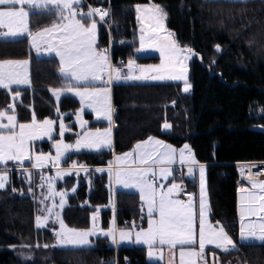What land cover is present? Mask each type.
<instances>
[{
	"label": "trees",
	"instance_id": "obj_1",
	"mask_svg": "<svg viewBox=\"0 0 264 264\" xmlns=\"http://www.w3.org/2000/svg\"><path fill=\"white\" fill-rule=\"evenodd\" d=\"M108 12L113 60L143 64L155 58L137 54V21L134 7L155 4L166 13L164 24L176 44L199 56L188 65L191 90L183 93L180 83H117L112 87L114 108L113 152L78 153L69 156L64 167H105L112 155L126 153L149 137L174 147L188 145L194 159L206 165L210 222L226 229L236 247L230 253L212 251L221 261L236 258L240 264H264V243L241 244L231 233L237 219L238 163L264 162V1L263 0H87ZM58 12L33 11L28 17L30 33L59 22ZM99 28L97 47L106 45ZM219 48V50H217ZM30 61L29 89L14 90L17 122L26 124L34 115L38 121L55 119V104L49 91L65 87L55 58H35L27 38L0 41V61ZM11 94L0 90V111L11 105ZM79 108L76 99L63 97L58 109L70 130L76 131L72 116ZM88 128H103L85 115ZM167 123L168 132L162 130ZM259 128V129H257ZM73 139L74 134L67 135ZM47 145H42L45 151ZM74 174L58 185L75 191L67 197L62 212L64 224L88 230L91 217L100 213V228L108 229L113 217L118 227L130 218L141 217L137 194H112L108 173ZM10 184L0 193V264H157L145 258V249L121 247L115 251L105 238L92 239L88 248L57 249L48 229L37 230V204L27 194L30 186L23 174L12 173ZM189 188L192 186H188ZM15 189V191L13 190ZM116 256V257H115Z\"/></svg>",
	"mask_w": 264,
	"mask_h": 264
},
{
	"label": "snow or ice",
	"instance_id": "obj_2",
	"mask_svg": "<svg viewBox=\"0 0 264 264\" xmlns=\"http://www.w3.org/2000/svg\"><path fill=\"white\" fill-rule=\"evenodd\" d=\"M82 4L83 0H0V6H4L0 9V28L8 29L7 32L2 33L6 36L31 34L27 28L26 21L29 12L24 10L25 5L34 9H47L51 5L58 12L60 21L38 35L43 37L47 34L55 40V43L49 44L48 51L54 52L60 58V73L70 81L65 87L80 98L84 107L96 113L98 120H106L109 125L103 131L97 128L93 132L86 129L87 122L81 120L78 115L77 119L83 134L76 144H66L61 139L59 144H54L55 158L37 155L35 163L31 164L32 168L48 167L50 161L53 166H56L69 151L89 149L100 152L105 148L111 149L112 106L110 89L107 85L111 84L113 79L117 81L148 79L149 77L145 74L151 72L159 73V75L152 76V79L183 80L185 81L184 91L187 92L190 88L185 75L187 68L183 61L190 59L195 53L190 48L180 49L174 41L169 45L160 44L161 40H168L172 36V33L167 32L165 28L166 13L161 7L155 4L138 5L135 11L137 20L141 24V49L145 46V34L151 33L149 39L164 57L162 64L157 67L142 68L134 61H130L127 64V72H124L121 68L111 65L108 50L101 51L96 47L97 22L92 18L99 16L100 21L103 22L108 16V12L98 7L82 12L79 9ZM17 6L20 7L17 8ZM88 20H92L90 25ZM36 38L33 37L34 40ZM136 72H139V75L135 74ZM98 82L105 86L98 87ZM24 83H27V76L23 72L22 65L13 66V62L0 64V88L10 89L13 84ZM80 85L83 87H79ZM52 94L59 99L61 92L54 91ZM13 107L14 105L10 106V108ZM3 118L7 119V123L2 122ZM53 123L51 120H45L39 124L33 118L30 124H19V131H16L15 115H8L7 112L0 111V165H7L11 161L23 166L24 161H30L32 159L29 154L31 145L28 142L43 139L45 136L51 139ZM164 127L167 129L170 126L165 123ZM65 130V125L61 123L59 132L61 137ZM176 162L177 150L175 148L149 137L146 141L138 142L132 151L117 156L116 163L109 165L108 169L98 168L96 171H108L116 185L126 189H136L139 192L141 200L147 207L148 227L146 230L140 229L135 232L134 242L146 245L150 258L155 255L153 249L165 245L174 249L179 245L181 246L179 264H186L185 257H188L187 264H196L198 260L207 264L206 245H212L225 252L234 249L236 245L223 227L217 230L206 220L208 206L205 199V168L203 165H198L200 178L199 251L186 252L183 250V246L196 244L194 238V222L196 220L194 197L192 194H187V200L179 198L185 190L175 182L171 183V186L158 183V180H168L173 175L171 166ZM178 162L180 165H188V175H194L192 165H197V162L192 157L188 145H184V148L179 151ZM85 167V165H79V170H84ZM254 167L256 165L242 166V175H247V169ZM77 168V164L74 163L72 169ZM9 171L8 168H0V189H4L9 183ZM73 174L72 170L60 171L57 173V177L62 179ZM75 174H78V171ZM30 176L31 173H29V183L31 184ZM57 177L45 180L48 192L44 195L43 200L59 196V207L62 209L67 193L55 191L54 181ZM44 179L42 177V180ZM248 183L251 190L243 186L240 188V192L243 194L240 198V239L244 242H252L249 238H255L264 243V181L251 179ZM13 190L15 191V189ZM72 191H75V188ZM40 212L47 214L43 217L37 215L36 227L38 229L45 227L52 216H55L53 223H59L60 230L55 233L56 246H86L90 243L89 237L98 233L105 237H111L114 244L117 243V231H119L120 242L130 239L132 236V232L128 230H118L114 220L113 226L109 230L98 229L95 223L98 213L92 217L93 227L90 230L78 231L68 228L53 208L45 206L40 209Z\"/></svg>",
	"mask_w": 264,
	"mask_h": 264
},
{
	"label": "rangeland",
	"instance_id": "obj_3",
	"mask_svg": "<svg viewBox=\"0 0 264 264\" xmlns=\"http://www.w3.org/2000/svg\"><path fill=\"white\" fill-rule=\"evenodd\" d=\"M228 1H241V0H228ZM137 6L138 5H136L134 7L135 17H136V21H137V31H136L137 40H138L137 54L140 57H152V58H155V61L154 62H149V63H143V64L136 63L135 61L134 62L139 67H142V68H150V67L160 66L162 64L163 60H164V57L161 56L160 52L156 49V46L153 45L151 40L149 39V36L151 35V33H146L145 34V46H144L143 49H141V47H140V37H141L142 33L140 31L141 24L137 20V13L135 11ZM139 6H146V4H142V5H139ZM91 22H92V20L88 21V24L90 25ZM96 22H97V31H96V44H97V38H98V35H99L100 23L98 21H96ZM26 23H27V21H26ZM27 28H28V25H27ZM48 28H51V27H48ZM165 28H166V26H165ZM45 29H47V28L41 29V30L35 32L33 35L32 34L29 35V34L25 33L24 35H17V36H20V38H23V37L27 36L26 38L28 40L29 47L32 49L33 54H34V56L36 58H49V57L53 56V57L56 58L58 64H60V58L58 56H56L54 52L48 51L49 44L50 43H55V40L52 37L48 36L47 34H45L43 37H40L38 35L39 33L43 32ZM28 30H29V28H28ZM166 30H167V32H171L167 28H166ZM161 35H164V33H161ZM33 37H37V38L34 40ZM173 41L176 43L175 36L172 33V36L169 37L168 40H161L160 44L161 45H169ZM180 49H183V48H180ZM194 59H199V56L195 54L190 59H186V60L183 61L184 66L187 68V71L185 73V75L187 77V83H188V65ZM22 62H24L22 64L23 67H27L29 65V76H30V61H29V59L28 60H24ZM137 75H139V72H137ZM145 75H147L149 78L148 79H141V80H124V79H121V80H119L117 82H120V81L121 82H123V81H125V82L132 81V82H137V83H180V84H182L183 91H184L185 81H183V80L152 79L151 78L152 76L159 75V73H151L150 72V73H146ZM98 87H104V86H98ZM111 88L112 87H109V89H111ZM189 90H190V88H189ZM54 91H60L61 92V89H54L51 92V95H52V97L55 100V115L58 118L57 119L56 118L55 119H45V120H51V121L54 122L53 125H52V128H53L52 138L49 139L47 136H45L43 139L32 140V141L28 142L29 145H31V147H29V154L32 157V159L30 161H28L29 162V164H28L29 167L28 168H32L31 164L35 163V156H37V155H46V156H50V157H52L54 159L55 156H56V148L54 147V144H59L61 139L66 144H70V145H75L76 144V141L78 139H80L82 134H83V130H82L81 126H80V122L77 119L78 115L80 116L81 120L86 121V119H85V114L86 113H91L92 115L94 114V119L95 120H97L99 122H102L103 124L106 125L103 128H99L101 131H103V130H105V129H107L109 127L108 122L106 120H98L96 118V113H94L90 109L84 107V105L82 104L80 98L75 96L73 98H75L77 100L78 104H79V108H78L77 112L75 113L74 119H73V122L75 123V126H76V131L70 130V128L66 125V122L64 121V116H61V114H60L61 112L58 109V104H59L58 101L62 97L63 94L61 92L60 98L57 99L52 94ZM70 93H72V91ZM110 102H111V95H110ZM111 104H112V102H111ZM33 118H35L34 115L32 116V119L30 120V122H28L26 124H30L32 122ZM35 120L39 124H42L43 121H45V120L38 121L36 118H35ZM4 121H5V123H7V119L6 118H3L2 122L4 123ZM61 123H63L65 125V129H66L64 131L63 137H61L59 135L60 124ZM19 124L17 123L16 131H19V127H18ZM86 129L90 130V131H93V132L96 130V129L88 128L87 123H86ZM71 133L72 134H76L75 138L67 139V135H69ZM111 141H112V137H111ZM44 144H47L50 147V149L44 151L42 149V145H44ZM111 148H112V146H111ZM103 150L110 151V149H108V148H105ZM80 152H96V151H92V150H89V149H81L80 151H69L66 154V156H64L61 159V161H60V163L58 165L53 166L52 162L50 161L49 164H48V167H43V168H38V169L34 168V170L30 169V170H28L29 172H27V173H25L23 175L24 178H25L26 184L30 186L27 194L29 196H31L33 198V200L35 201V203L37 204L38 215H40L41 217H43L47 213L40 212V209L44 208L45 206H47V207L53 208V210L55 212H57L59 214L60 218L62 219V212H63V209L66 206V197H65V204H64V207L62 209L59 207V201H60V197L59 196H54V197H50L48 200H43L44 195L47 194V192H48V185L45 182V180L47 178L57 177V173L60 172L57 169L62 167V163L67 158V156L70 155V154H73V153H80ZM9 166L23 167V166H20L19 164H16V163H13V162L10 161L7 165H0V168H9ZM29 173H31V176H30V178L32 180L31 184L29 183ZM204 175H205V188H206L205 199H206V204H207L208 210H209V196H208V189H207L206 170H205V174ZM10 176L11 175L9 174V179L11 178ZM70 176H72V175L65 176L62 179L57 177L55 179V181H54V189H55V191L62 192L61 190H59L57 188L58 183H60V182L63 183L64 180L66 178L70 177ZM42 177H44L45 179L42 180ZM173 182H175V183L179 184L180 186H182L181 183L176 180V177L174 178L173 181H171V177H169L168 180H163V179L158 180V183L165 184L166 186H171V183H173ZM9 184H10V180H9V183L6 185V187L4 189H0V192H3L7 188V186H9ZM42 184H43V187H41ZM198 186H199V195H200V178H199V185ZM241 187L242 186L240 184L239 185V189ZM241 195H243V194H239V198H241ZM42 200H43V203L41 202ZM50 219H52L54 221L55 220V216L50 217L48 222L50 221ZM48 222H47V225H48ZM55 224H56V231L54 232V236H55V244H57V237H56L55 233L60 230V226H59L58 222L55 223ZM110 224H111V222H110ZM47 225L45 227H43V228H47ZM110 228H111V226L109 225L108 229H106L104 231H107ZM88 230H90V229H88ZM132 232H134V231H132ZM134 236H135V234H134ZM97 237L107 238L109 240L110 245H113L111 237H105L104 235L98 233L95 236L89 237L90 243L88 245H86V246H81V247L56 246V247H58V248H88V247L93 246L92 239H95Z\"/></svg>",
	"mask_w": 264,
	"mask_h": 264
},
{
	"label": "crops",
	"instance_id": "obj_4",
	"mask_svg": "<svg viewBox=\"0 0 264 264\" xmlns=\"http://www.w3.org/2000/svg\"><path fill=\"white\" fill-rule=\"evenodd\" d=\"M3 7L4 6H0V9H2ZM19 7L20 6H17V8H19ZM24 10L25 11H28L29 14L31 12H33V11H44V10H51V11L57 12L51 5H49L47 9H38V8L34 9V8H30L29 6L25 5L24 6ZM58 19L60 21V16H59ZM27 25H28V19H27ZM51 27H53V26H51ZM7 31H8L7 28H0V41H16V40H20V39H23V38L27 37V36H25L23 38H20V36H11V35H7L6 36V35H3L2 34V33H5ZM28 32H29V30H28ZM31 34L33 35L34 33H31ZM97 44H98V38H97ZM97 44H96V47H97ZM31 51H32V49H31ZM32 54H33V51H32ZM33 56H34V54H33ZM49 58H55V57L51 56ZM38 59H40V58H38ZM22 61H24V60L0 61V64H6V62H13V66H15L16 64L22 65L24 63ZM60 67H61V65L59 64V75L61 76L62 79H64L66 81V84L65 85H67L70 82L69 81V78L64 77L63 75H61V73H60ZM23 72L27 76V83L20 84V85L13 84L10 89L0 88V90L6 91V92H8V93L11 94L12 91H14V90L29 89L30 86H31L30 76H29V65L27 67H23ZM119 83H137V82H132V81H128V82L123 81V82H121L120 81ZM140 84H146V83H140ZM97 86H102V85H100V84L97 83ZM79 87H83V85H80ZM52 90H54V89H52ZM52 90L49 91V94H50V97L52 98V100H53V102L55 104V100H54V98L51 95ZM190 90H191V87H190ZM190 90H188L187 92H184L183 91V93L184 94H188L190 92ZM61 92H62L63 95L59 99V101L63 97H66V96L72 97V98L75 97V95H73L72 93H70L71 91H69L66 87L61 88ZM110 95H111V102H112V88L110 89ZM18 98H19V95L11 94V101L12 102H11V105L10 106L14 105V103L18 100ZM59 101H58V103H59ZM10 106H9V108L7 110H4V111L7 112L8 115H12V114L15 115L14 107L13 108H10ZM111 106H112V113H111L112 114V128H111L112 148L110 149V151L113 152V134H114V129H115V126H114V123H113V115H114L113 103L111 104ZM60 114H61V116H64V118L68 115V113H62V112ZM86 114H89V115L92 116L93 122H95V123H102V122H99V121H97V120L94 119V114L93 115L91 113H86ZM74 115L72 116V122L71 123H74L73 122ZM15 118H16V115H15ZM57 118L58 117H56V119ZM16 121H17V119H16ZM4 123H5V121H4ZM88 124H89V122L87 121V125ZM66 125L69 126L70 123H66ZM164 125L162 127V130L164 132H168L169 131V127L166 129L164 127ZM75 136H76V134H74V138H75ZM154 139H156V138H154ZM146 140H148V138ZM146 140H144V141H146ZM141 142H143V141H141ZM135 145H134V147H135ZM134 147L132 148V150L134 149ZM172 148H174V147H172ZM183 148H184V145L181 146L180 148H175L177 150V162L174 163L171 166L172 169H173V175L171 176V181L174 180V178L176 177L177 174H181L183 176V178L185 179V181L187 182V185L188 186H192L190 188L188 187V189L191 191V193H192V195L194 197V212L196 214V220L194 222V234H195L194 238L196 240V244L195 245H192V246H187V245L186 246H183V250L186 251V252L187 251H193V250L194 251H199V222H198V209H199V186H198L199 185V170H198V165H203L204 168H205V170H206V165L199 164V163H197V165H192V167L194 169V175L193 176H189L188 175V171H187L188 165H180L179 162H178V154H179V151L181 149H183ZM49 149H50V147L47 145L46 150H49ZM132 150H130V151H132ZM102 151H107V150H102ZM102 151H100V152H102ZM190 152H191V150H190ZM80 153H98V152H80ZM73 154H78V153H73ZM73 154L68 155L67 158L69 156L73 155ZM123 154H125V153H123ZM123 154H118V155L113 154L112 155L111 162L109 163V165L116 163V157L117 156H121ZM191 155L193 157L192 152H191ZM64 161H63V163H64ZM63 163H62V167L61 168H58L57 170H59V171L72 170L74 174L77 173V171H78V174H84L86 177H88V180H89V177H90V175L88 174L89 172H97L96 169H98V168H100V169H108L109 168V165H108V166H105V167H91V168L90 167H85L84 170H79V165H78V168L77 169H72V165H70L68 167H64L63 166ZM28 164H29L28 161H24L23 167H13V166H9V168H8L10 170L9 171V174L11 175L12 173H15V174L18 173V174H23L24 175L25 173L29 172L28 170H30V169L34 170V168H28L29 167ZM113 171H114V169H113ZM104 172L105 173H108V171H104ZM109 178H110V181H111V190H112V194L113 195L115 194L116 191H123V192H127V193H134V194H137L139 196V199H140V208H141V217H144V219H141V217L138 219L139 228H138L137 231H139L140 229L146 230L147 227H148V224H147V220H148V217H147V207L145 206L144 202L141 201L139 192L136 189H126V188H123V187H121L119 185H116L114 183L113 177H110L109 176ZM189 182L192 183L193 185H191V184L189 185ZM59 184H61V182L58 183V185ZM239 185L237 187V219H236V223L237 224H236L235 228L231 231V233H234L235 234L236 240L239 243H241V244L261 243L258 239H255V238H249L252 242H244V241H241V239H240V215H239V213H240V203H241V201H240V198H239V194H242V193L240 192ZM241 186L246 187L249 190H251V187H250V184L248 183V181L241 182ZM57 188H58V186H57ZM74 188L76 189V186ZM61 191L62 192H65L64 190H61ZM73 192L74 191H72V190L69 191V192H66V193H68L67 196H66V206H67V197L70 194H72ZM0 193H2V192H0ZM179 198H181V197H179ZM187 199L188 198H186L184 200H187ZM66 206H65V208H66ZM112 212H113V217H112L110 226L111 227L113 226V220H114L115 221V226H116V228L118 230H128V229H126L124 227H121L120 228V227L117 226L114 206L112 208ZM97 213H98V218H97V221L95 223H96L97 228L98 229H101L100 228V213L99 212H97ZM97 213L94 214V215H97ZM37 215H38V211H37L36 217H37ZM36 217H35V228L37 230L48 229L54 235V232L56 231V224L53 223V220L50 219V221L48 222L47 228H39L38 229L36 227ZM92 217H91V220H90V228L89 229H91L93 227ZM156 218H158V217H156ZM253 219H255V218H253ZM206 220L208 221V223L210 225H212L217 230H219V228L222 227L221 225H219L217 223H211L210 222V212H209V210L206 213ZM224 231L231 238L229 232L226 229H224ZM130 232H132V231H130ZM135 232L136 231L132 232V237L130 239H127V240H124L123 242H120V240H119V231H117V233H116L117 243H115V244L113 243V245H112L113 248L114 249H119L121 247H139V248H144L145 249V258H146V261L149 262V263H157V264H179V251L181 250V246L177 245L176 248L171 249L167 245H165V246H161L159 248L153 249V251L155 252V255L150 258L149 257V249H148V247L146 245L137 244V243L134 242L135 241V236H134ZM54 238H55V236H54ZM97 238H102V237H97ZM105 239H107V238H105ZM55 247H56V244H55ZM229 247H231V246H229ZM56 248L57 249H68V248H58V247H56ZM234 250H235V248L234 249H231L228 252H225V251H223L221 249L215 248L212 245H206V248H205V259L207 261V264H221V261L214 255V253L212 251H217V252H220V253H230V252H232ZM187 260H188V257H185L186 264H187ZM196 264H203V262L198 260V261H196ZM222 264H240V262L236 258H230V259L224 260Z\"/></svg>",
	"mask_w": 264,
	"mask_h": 264
},
{
	"label": "built area",
	"instance_id": "obj_5",
	"mask_svg": "<svg viewBox=\"0 0 264 264\" xmlns=\"http://www.w3.org/2000/svg\"><path fill=\"white\" fill-rule=\"evenodd\" d=\"M264 1V0H263ZM101 8L99 6H95L91 3H89L87 0H83V4L79 6L80 11L82 12H87L89 11L91 8ZM102 10L106 11L105 9L101 8ZM92 19L98 21L100 23V27L104 30L105 35H106V45L103 47H97L99 50L103 51V50H108V55H109V60L112 66L114 67H118L121 68L122 71L127 72V64L131 61V60H125V59H119L117 61L113 60V48L114 46H120L123 43L121 41L118 42H113L112 38H111V32H110V24H109V20H108V16L105 17V20L103 22L100 21L99 16H95ZM90 21V20H88ZM136 64V63H135ZM137 65V64H136ZM137 74V72L135 73ZM119 82H117V80L113 79V81L111 82V84L107 85V87H113L115 84H117ZM100 85H103L102 83L99 82ZM257 117H264V114L261 110H259ZM245 165H256V167L254 168H250L251 170V175H249V172H247V175H241L238 172L239 167L245 166ZM235 172L236 175L242 179L243 181H249L251 179H257V180H261L264 181V162H256V163H238L235 165ZM18 174V173H17ZM255 174V175H253ZM176 180L178 182L181 183V187L185 190L184 193H181L180 197L182 199H186L188 198L187 194H192L191 191L188 189V185L187 182L185 181V179L183 178V176L181 174H177L176 175ZM193 185L192 183L189 182V185ZM236 221L233 222L230 226L231 230H233L236 226ZM133 225H135V227H133ZM124 228L130 230V231H137L139 228L138 225V220L134 219V218H130L128 220H126L124 222ZM117 249H115L116 251ZM116 257V256H115ZM115 264H117L116 262V258H115Z\"/></svg>",
	"mask_w": 264,
	"mask_h": 264
},
{
	"label": "bare ground",
	"instance_id": "obj_6",
	"mask_svg": "<svg viewBox=\"0 0 264 264\" xmlns=\"http://www.w3.org/2000/svg\"><path fill=\"white\" fill-rule=\"evenodd\" d=\"M241 168H242V167H239L238 172L242 175V173H241ZM247 172H249V175H251V170H250V169H247Z\"/></svg>",
	"mask_w": 264,
	"mask_h": 264
},
{
	"label": "water",
	"instance_id": "obj_7",
	"mask_svg": "<svg viewBox=\"0 0 264 264\" xmlns=\"http://www.w3.org/2000/svg\"><path fill=\"white\" fill-rule=\"evenodd\" d=\"M98 84H99V82H98ZM257 129H259V128H257Z\"/></svg>",
	"mask_w": 264,
	"mask_h": 264
}]
</instances>
